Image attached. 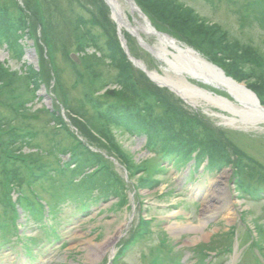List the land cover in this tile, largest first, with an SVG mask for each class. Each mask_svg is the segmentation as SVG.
I'll list each match as a JSON object with an SVG mask.
<instances>
[{"label":"trees","instance_id":"obj_1","mask_svg":"<svg viewBox=\"0 0 264 264\" xmlns=\"http://www.w3.org/2000/svg\"><path fill=\"white\" fill-rule=\"evenodd\" d=\"M21 1L22 5L17 0H0V44H6L11 56L19 60L24 53L20 40L23 36L31 38L35 35L38 49L47 48V57L41 58L38 70L26 65L16 71L5 65L6 61H0L2 240L16 234L13 226L18 218L15 204L41 219L37 215L40 204L22 188L38 182L39 178L52 180L60 176L59 179L64 181L58 184L52 181L50 188L57 198L64 197L74 208L86 209L101 201H113L122 206L127 200L129 181L132 180L136 189L153 187L159 182L155 176L162 168L158 165L160 160L182 165L197 153V162L208 157L212 169L232 162L237 168L239 189L250 193L258 190L259 185L247 184L254 174L248 171L249 176L245 171L246 167L239 159L244 154L229 137L230 130L216 127L203 115L190 110L173 93L154 85L125 59L114 23L108 18V9L102 0ZM135 1L158 30L195 48L227 75L245 81L264 105V55L259 49L234 37L229 40L231 37L226 30L221 31L216 23L208 24L197 18L193 10L180 7L181 11H178L173 7L178 4L176 0ZM261 3L264 7V0ZM86 4L93 8L89 10L92 11L90 18H84L80 10ZM254 4L253 1L245 4V12L260 21L261 12ZM96 26L100 28L99 37L105 38L107 51L111 52V62L117 63L114 74L107 73L106 63L92 54L81 57L79 64L67 58L64 67L58 66L52 54L55 47L61 45L63 33H72L77 42L75 50L81 51L87 38L97 40L92 29ZM39 27L40 41L36 36ZM67 32L63 40L68 39ZM125 36L129 45L136 44L127 33ZM52 80L54 84H51ZM104 83H114L118 88L99 93ZM41 85L52 93L53 105L32 110L35 99L40 100L36 92ZM69 90L78 93L71 96ZM60 106L65 109L77 134L63 120ZM41 122H52L54 127L63 129L66 139L59 144L51 143L47 149L42 148L37 140V125ZM115 131L147 135L146 148L155 153L154 157L136 162L124 150ZM30 147L35 151H24ZM59 153L70 154L63 165ZM230 154L237 157L232 158ZM108 157H113L126 169L129 181L124 180ZM12 191L19 194L15 202L11 199ZM31 191L33 194L32 188ZM56 206L55 200L50 203V210L55 211Z\"/></svg>","mask_w":264,"mask_h":264},{"label":"rangeland","instance_id":"obj_2","mask_svg":"<svg viewBox=\"0 0 264 264\" xmlns=\"http://www.w3.org/2000/svg\"><path fill=\"white\" fill-rule=\"evenodd\" d=\"M176 3L181 5L173 6L178 11H181L182 7L187 11L193 10L197 18L208 24L216 23L221 31L226 30L231 37L229 40L235 37L240 42L252 44L264 55V30L261 22L251 16L253 25L244 27V34H241L238 29L241 0H238L235 6L229 5L225 0H176ZM107 9V13H109V8ZM65 23L63 24L64 30L67 29ZM62 32L64 31L62 30ZM66 32L63 33V38ZM67 36L68 39L63 40L62 38L59 42L63 41L65 43L66 41L71 46L72 33L67 32ZM142 36L149 41L147 35L143 34ZM152 40L150 39V41ZM29 44L31 49L27 51L33 52L36 57L38 53L34 44L32 42ZM136 47H133L134 52L149 67L158 66L156 60L154 61L155 65L150 62L142 49ZM130 48H132L131 45ZM5 57L6 52L3 47H0V61ZM26 61L33 67L36 62V60L28 57ZM9 63L16 70L20 68L13 62ZM195 81V85L201 83ZM69 92L71 96H76L78 93V91L76 93L72 90H69ZM34 107L36 108V106ZM195 108L194 110L201 115H205L215 126H223L224 119L218 117V115H213V113H222L216 108L201 100ZM38 127L41 132L37 140L42 148L47 149L52 141H63L64 132L57 131L51 122L48 124L40 123ZM222 128L231 131L229 137L239 149L264 164L263 124H255L253 127L246 129L243 126L238 127L239 130L243 131V134H248L246 136L238 134L229 127L224 126ZM120 141L124 150H127L136 162L147 159L146 157L149 156L142 149L140 139L127 138L122 134ZM186 168L168 169L167 172L159 176V184L149 190L146 187H139L137 199L141 200L142 205L140 207L135 206L134 215L136 214V216L129 226L127 221L129 217H132V205L130 206L128 198V194L132 190L131 185L127 190L128 201L126 200V206H119L114 202H102L91 207L87 213L71 217L64 216L59 227L60 241L50 246L45 245L37 258L29 261L28 264H105L110 256V251L116 249L124 239L130 236L133 229L131 227L137 224L138 213L139 216L148 215L154 219L150 225L151 233L142 239L140 243H137L121 259L119 264H145L146 259H149V257L143 254L164 255L166 247L159 244V240L162 238L166 239L168 243L179 247L177 251L182 252L183 264H204L208 256L215 255L220 250L222 251L225 233L227 241L228 231L232 229V226L242 223L239 219L242 210L245 213V222H250L248 225L251 229L252 225L262 223L261 215L264 199L258 201L238 199L232 190L230 182L232 173L229 169L226 168L216 174H201L198 172L196 178H199L197 180L193 179L185 183ZM155 177L158 179V176ZM204 182L207 187L198 190ZM215 192L219 193L220 196L218 205L208 207L207 201ZM210 194L212 195L209 197ZM64 210H68V208ZM190 225L194 226L191 230L188 229ZM238 231H241L240 227H238ZM27 233L35 234L36 231L27 229ZM259 240L263 243L264 236H259ZM239 253L238 250L228 254L221 264H234ZM204 255L205 259L203 258ZM245 255L243 264H253L251 254L245 253ZM0 264H22V262L17 261L15 252L5 248V250L0 251Z\"/></svg>","mask_w":264,"mask_h":264},{"label":"bare ground","instance_id":"obj_3","mask_svg":"<svg viewBox=\"0 0 264 264\" xmlns=\"http://www.w3.org/2000/svg\"><path fill=\"white\" fill-rule=\"evenodd\" d=\"M109 1L112 2V6L114 8L113 16L114 18H116L118 24L120 26L122 25H125L126 27L128 26L127 28L123 27L125 30L129 32H131V30H141V29H143L145 32L149 31L148 27L146 26L147 24L144 21L143 14L141 15L140 13H137L136 6L133 3H128V5H125L127 9L126 11L120 5L118 0H109ZM140 39L143 40V36ZM161 39H162L161 36L159 35L155 36V39L153 38L152 43L148 45L149 49L151 50V54L155 56L158 60H161L163 62L164 70H165L164 73L161 75L163 78H161L158 74H154L155 77L152 75L153 78L158 80L166 79V81L168 82L167 84H169L170 87L172 88L174 87L175 89H177L180 93L183 94L184 97H186L188 100L192 102H199L201 100L206 103L216 104L220 108L228 110L233 115H236L234 116V119L226 118V120H224L226 122V125L228 126L229 125L234 127L243 126V128L244 127L249 128L251 127V125L264 123V119H259L258 121L257 118L251 113L249 108L228 105L226 102L222 100L207 95L204 89H199L194 87L192 82L186 80V77H188L187 73H189L192 76H195L197 80L204 83L210 82L213 84H221V82L218 80L217 77L210 74L209 70L206 68L207 67L206 63L203 60L200 59L199 64L196 63L190 64L192 62H188V60H186V58L184 59L179 52L172 50L169 46L165 44V41L169 44L167 40L164 41ZM177 47L179 48V50L186 49V47L184 46H177ZM189 55L194 58H197L191 54ZM28 56L29 58L33 59L34 54L31 51H29ZM168 69H172L178 73L177 74L176 72H174L175 74L171 73L167 71ZM223 85H226L228 88H233V91H230L228 88L226 89L229 90L232 95L236 97L239 96L237 91L238 89L233 87L234 84L230 82H226ZM234 109L236 111H234ZM211 195L212 194H210L209 197ZM219 198H220L219 193L215 192L211 196V198H209L207 201V204H209L208 207L217 206ZM193 228H194L193 225H190L188 227L189 230Z\"/></svg>","mask_w":264,"mask_h":264},{"label":"water","instance_id":"obj_4","mask_svg":"<svg viewBox=\"0 0 264 264\" xmlns=\"http://www.w3.org/2000/svg\"><path fill=\"white\" fill-rule=\"evenodd\" d=\"M106 3L110 6L111 8V11H112V14H114V8L112 6V2L109 1V0H105ZM132 3V2H131ZM134 4V3H133ZM137 9V13H141V11L136 7ZM144 16V15H143ZM116 20V18H115ZM144 21L146 22V26L148 27L149 31L145 32L143 29L141 30H131V33L133 35H135L137 37V40L138 42L140 43V45L142 47H144L146 50H148L150 53H151V50L149 49V46L148 44H146L143 40L140 39L139 37V31H141L142 33H149V34H154L155 36H161V40H167L169 42V44L165 41V44L167 46H169L171 49L179 52L182 57L186 60H188V62H192L190 64H193V63H196V64H199V58H194L192 56H190L189 54L193 55L195 52L194 50H192L191 48H186V49H180L177 47V45L175 44V42L172 40V38H170L168 35L166 34H162L160 32H157L153 27H151V25L149 24L148 20L145 18L144 16ZM117 22V20H116ZM118 24V22H117ZM118 26L120 27V25L118 24ZM122 27H126L125 25H122ZM128 27V26H127ZM126 27V28H127ZM120 39H121V42H122V45L124 47V49L126 50V46H125V42H124V39L122 36H120ZM157 39V37H156ZM172 40V41H171ZM171 44V45H170ZM196 54V53H195ZM190 58H189V57ZM133 62L138 65V67H140L143 71H145V73L148 75V77L155 81L158 85H161V86H167L168 88H170L171 90L175 91L179 96H182L183 94L180 93L177 89H175L174 87H170L169 84H167L168 82L166 81V79H162V80H158V79H155L152 77V75L155 77L154 74H158L157 72H150V71H147L144 64L137 61V60H134L132 59ZM201 60H203L206 65H207V69L209 70L210 74L214 75L215 77L218 78V80L221 82V84H213V83H210V82H207V84L215 87V88H218V89H222L224 90L234 101H236L237 104L241 105L243 108L244 107H247L250 109L251 113L257 118V120L259 121V119H264V107H262L260 104H259V100L258 98L256 97V95L254 94V92H252L250 89H248L247 87H245V85L243 83H237L236 81H234L232 78L228 77L225 75V73L219 68L217 67L216 65L204 60L203 58H201ZM167 71L171 72V73H174L176 71L172 70V69H168ZM178 72H176L177 74ZM175 74V73H174ZM188 74V77L190 78H195V76H192L190 75L189 73ZM159 75V74H158ZM161 78H163L161 75H159ZM226 82H230L232 84H234V88L238 89V95L239 96H234L230 93V91H233V88H228L226 85H223L224 83ZM195 87V86H194ZM222 87H225V88H222ZM232 87V86H231ZM197 88V87H196ZM226 88H228L229 90H227ZM200 89V88H199ZM207 95L209 96H212V93L209 92V91H205ZM212 97H215L219 100H222L224 102H226L228 105H231V106H234L235 104H233L230 100H228L227 98L225 97H221V96H218V95H214ZM183 98V97H182ZM217 108L221 109V110H224L226 111L227 113L233 115L231 112H229L228 110H225V109H222L220 108L218 105L214 104ZM234 111H236L234 109ZM236 116V115H235ZM251 126H254V125H251Z\"/></svg>","mask_w":264,"mask_h":264}]
</instances>
